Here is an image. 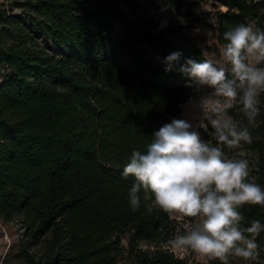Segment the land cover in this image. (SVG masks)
<instances>
[{"label":"trees","instance_id":"trees-1","mask_svg":"<svg viewBox=\"0 0 264 264\" xmlns=\"http://www.w3.org/2000/svg\"><path fill=\"white\" fill-rule=\"evenodd\" d=\"M201 1L0 3V219L19 222L26 264H189L171 244L202 200L264 259V91L241 34L249 27L264 50V0H210L223 65L147 6L196 19ZM200 79L235 92L227 119L200 128L221 172L202 171L193 144L164 129L185 130Z\"/></svg>","mask_w":264,"mask_h":264},{"label":"rangeland","instance_id":"rangeland-1","mask_svg":"<svg viewBox=\"0 0 264 264\" xmlns=\"http://www.w3.org/2000/svg\"><path fill=\"white\" fill-rule=\"evenodd\" d=\"M22 1L0 0V3H5L14 12H20ZM147 6L154 13L159 27L165 26L170 21L185 23L186 33L203 49L206 57L213 62L224 64V48L216 42L213 27L217 16V7L214 2L201 1V5L196 7V12L201 11V13L196 19L186 18L168 7L157 9L148 3ZM219 8L225 9L222 5ZM244 29L241 34L246 42V59L264 91V50L259 45H254L252 30L249 27ZM5 71L6 68L0 65V75ZM204 81L206 80H198L196 86L199 89L198 92L192 94L182 104L179 121L185 126V130H173L174 120L165 124L164 129L177 145L185 147L193 144L192 152L200 159L202 171L221 172L224 167V155L211 154L208 149V140L201 133L200 128L207 130L211 124L222 121L223 109L235 92L227 89L222 79L207 83ZM259 198L264 204V192L260 193ZM200 205L197 221L194 223L182 221L178 225L171 244L178 256L185 257L189 264H209V258L212 255L229 258L234 264H264L253 236L247 237L242 233L235 234L227 230L212 216L206 201L202 200ZM21 234L22 228L17 220L0 219V264H26L17 255V244Z\"/></svg>","mask_w":264,"mask_h":264},{"label":"crops","instance_id":"crops-1","mask_svg":"<svg viewBox=\"0 0 264 264\" xmlns=\"http://www.w3.org/2000/svg\"><path fill=\"white\" fill-rule=\"evenodd\" d=\"M244 30H245V29H244ZM241 32H242V30H241ZM250 34H252V32H250ZM252 37H253V36H252ZM204 82L207 83V82H209V81H204ZM226 88H227V87H226ZM227 89H229V90L232 91V89H230V88H227ZM233 96H234V95H233ZM232 98H233V97H232ZM232 98H231V100H229V102H227V106L231 104V102H232ZM181 114H182V111H181V113L179 114V118H180ZM224 119H227V115L223 112L221 120H224Z\"/></svg>","mask_w":264,"mask_h":264},{"label":"built area","instance_id":"built-area-1","mask_svg":"<svg viewBox=\"0 0 264 264\" xmlns=\"http://www.w3.org/2000/svg\"><path fill=\"white\" fill-rule=\"evenodd\" d=\"M246 28H248V27H246ZM251 30V29H250ZM254 45H257L258 46V44L256 43V41L254 40ZM245 49H246V46H245ZM198 88L197 87H195L194 89H193V94L194 93H197L198 92Z\"/></svg>","mask_w":264,"mask_h":264},{"label":"water","instance_id":"water-1","mask_svg":"<svg viewBox=\"0 0 264 264\" xmlns=\"http://www.w3.org/2000/svg\"><path fill=\"white\" fill-rule=\"evenodd\" d=\"M241 81H242V78L240 76H238L237 79H236V83L239 84Z\"/></svg>","mask_w":264,"mask_h":264},{"label":"bare ground","instance_id":"bare-ground-1","mask_svg":"<svg viewBox=\"0 0 264 264\" xmlns=\"http://www.w3.org/2000/svg\"><path fill=\"white\" fill-rule=\"evenodd\" d=\"M223 7H225L224 5H222Z\"/></svg>","mask_w":264,"mask_h":264}]
</instances>
